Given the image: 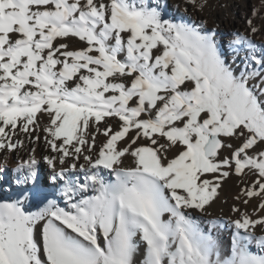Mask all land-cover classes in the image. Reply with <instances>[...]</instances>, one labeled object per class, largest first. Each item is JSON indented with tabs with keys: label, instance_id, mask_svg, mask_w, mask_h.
<instances>
[{
	"label": "rangeland",
	"instance_id": "1",
	"mask_svg": "<svg viewBox=\"0 0 264 264\" xmlns=\"http://www.w3.org/2000/svg\"><path fill=\"white\" fill-rule=\"evenodd\" d=\"M231 1L236 0H189L203 11ZM89 2L58 0L50 15L59 14L62 3L64 14L51 23L48 37L43 39L46 46L37 48L46 59L50 54L54 57L57 70L67 69L74 74L68 89L86 87L87 79L99 74L107 77L108 86L123 85L127 93L138 76L154 75L165 80L164 85H154L162 96L155 107L147 100L152 92L149 87L125 102H118L121 108L144 104L152 113L151 120L136 117L132 112L125 115L118 112L114 116L107 110L78 107L75 113L79 129L73 144L96 150L103 132L97 134L93 126L100 118L114 117L115 126L126 122L130 131L126 137L115 132L123 140L116 149L119 164L172 169L183 177L181 199L176 200L173 215L165 221L161 220L157 204H152L143 193L132 195L123 206L118 205L114 217L108 209L98 207L79 225L60 221L67 228L72 246L46 235V216L37 222L31 236L33 250L25 244L20 226L13 224L3 244L6 261L9 264H264V89L261 94L252 83L242 86L245 82L227 56L226 41L215 33L214 19L196 31L185 22L184 15L171 16L166 8L145 6L123 21L114 0H95V12L103 11L108 22L91 27L88 19L96 20L97 15L93 16V5ZM37 7L32 5V11L40 10ZM4 15L0 10V18ZM254 18L257 16L251 18L250 27L255 23ZM8 34L12 40L0 47V77L9 71L28 73V55L20 56L19 63L15 60L22 48L34 46L36 39L24 37L20 31ZM4 81L9 82V77H3L0 85ZM25 86L31 93L43 89L31 83ZM199 87L205 91L208 105L193 101L187 110L172 106L176 94L187 98ZM107 90L105 96L119 97L118 90ZM165 110L164 122L157 121L158 112ZM58 112L53 105L41 111L25 110L21 116L41 132L62 139V130L56 122ZM184 117L186 120L179 123ZM187 121L194 122L191 127L202 129L198 132L200 141L195 151L188 144L190 133L181 129L167 132L166 126H182ZM213 132L220 135L223 145L215 156L207 158L203 144ZM138 199L148 207L153 222L165 235V243L159 247L156 242L146 240L147 231L138 216L129 219L118 213L121 208H137ZM94 213L102 221L93 227ZM111 216L114 229L107 233L106 227L111 229L108 227ZM180 218L187 221L184 227L189 235L187 242L181 238ZM85 227L90 228L101 248L90 243L89 230Z\"/></svg>",
	"mask_w": 264,
	"mask_h": 264
},
{
	"label": "bare ground",
	"instance_id": "2",
	"mask_svg": "<svg viewBox=\"0 0 264 264\" xmlns=\"http://www.w3.org/2000/svg\"><path fill=\"white\" fill-rule=\"evenodd\" d=\"M57 1L27 0L22 3V0H0V10L5 13L0 18V30L2 33L4 31L3 34L0 31V47L1 44L4 46L9 43L10 31H20L24 37L36 39L34 46L22 48L15 60L21 62L20 56L26 53L29 60L25 62L30 71L28 73L9 71L0 77V80L3 77H9L10 80L0 85V264H9L3 252V244L13 224L20 226L25 244L33 250L31 236L37 222L46 216L48 217L44 227L46 235L54 241L72 246L73 241L69 240L67 228L60 221L79 225L84 217H90L92 210L98 207L108 209L114 217L118 205L123 206L132 195L139 193L148 196L152 204H157L161 211V220L165 221L168 216L173 215L176 200L181 199L179 191L183 177L172 169L163 171L162 167L157 166L119 164L116 159V149L123 140L118 138L115 132L119 131L120 137H126L130 132L126 122L122 121L120 126H115L114 117L100 118L93 126L97 134L103 132L96 150L93 147L86 148L83 145L73 144L79 129L75 113L78 107L103 109L114 116L118 112H121L120 115L132 112L136 117L145 116V119L151 120L152 113L150 109L144 107V104L121 108L118 102H125L149 87L152 92L150 91L151 95L147 100L151 107H155L162 96L154 85L158 83L164 85L165 79L156 78L154 75L138 76V81L127 93L123 85L108 86L107 77L99 74L88 78L86 87L69 90L68 85L74 74L67 72V69L57 70V61L54 57L50 54L46 59L44 52L37 50L46 46L43 39L48 37L51 23L56 22V19L64 14L65 5L62 3L59 4L60 7L58 6L61 12L50 15V9L55 7ZM89 1L93 5L92 14L97 15V19L83 20L88 19L89 26L97 27L100 22L106 20V15L103 11L100 12L102 14L96 13L95 0ZM114 2L122 20L131 19L145 6L153 9L166 8L171 16L184 15L185 22L196 31L198 27L207 26L211 19L216 20L215 33L217 37L223 36L226 41L227 56L238 67L239 74L245 82L242 86L245 88L252 83L262 94L264 89L263 0L225 2L220 8L214 7L209 11L195 8L189 0H114ZM32 5L38 6L37 9L40 10L33 12ZM253 16L257 18H254L255 23L250 27L249 22L251 18L253 20ZM26 83L37 84L43 89L31 93L25 86ZM102 87H105V90H101ZM110 88L118 90L119 97L105 96L106 90ZM174 100L172 106L177 105L178 108L183 107L182 109L186 110L193 101L197 105H208L207 95L200 87L194 88L187 98L176 94ZM53 105H56L59 111L56 122L62 130V139L51 136L48 132H41L21 116L25 110L41 111ZM68 109L70 112L66 114ZM207 111L208 109L205 112ZM166 115V110L158 112L155 119L164 122ZM184 120L185 117L179 123ZM191 124L194 122L187 121L182 126L173 124L174 126L166 127L168 133H175L180 129L190 133L188 144L191 150L195 151L200 141L198 132L202 129H198L197 126L193 128ZM5 130L8 134H4ZM50 145L52 148L49 147ZM138 202L137 208H121L118 213L129 219L138 216L140 224L147 231L146 240L156 242L159 247L161 243H165V235L160 233L158 225L153 222L148 207L146 208L142 201ZM93 216L94 227L101 223L102 219L98 214L94 213ZM112 216L111 222L108 223L111 229L108 230L105 226L107 233H111L114 229ZM178 221L182 226L181 238L187 242L189 235L184 228L187 226V221L182 218ZM85 228L89 230V235H86L90 243L101 248L99 240L92 235L90 228Z\"/></svg>",
	"mask_w": 264,
	"mask_h": 264
},
{
	"label": "water",
	"instance_id": "3",
	"mask_svg": "<svg viewBox=\"0 0 264 264\" xmlns=\"http://www.w3.org/2000/svg\"><path fill=\"white\" fill-rule=\"evenodd\" d=\"M223 142L217 132H213L203 144L204 154L207 158L215 156L221 149Z\"/></svg>",
	"mask_w": 264,
	"mask_h": 264
}]
</instances>
